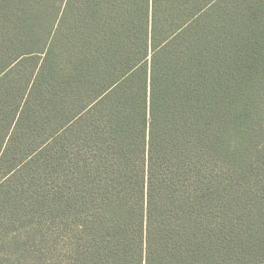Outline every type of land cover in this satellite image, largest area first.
Instances as JSON below:
<instances>
[{"label": "trees", "instance_id": "1", "mask_svg": "<svg viewBox=\"0 0 264 264\" xmlns=\"http://www.w3.org/2000/svg\"><path fill=\"white\" fill-rule=\"evenodd\" d=\"M0 264H264V0H0Z\"/></svg>", "mask_w": 264, "mask_h": 264}]
</instances>
